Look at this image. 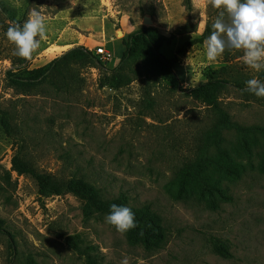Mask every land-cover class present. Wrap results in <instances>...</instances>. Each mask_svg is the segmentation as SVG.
Instances as JSON below:
<instances>
[{"label":"rangeland","instance_id":"374dc122","mask_svg":"<svg viewBox=\"0 0 264 264\" xmlns=\"http://www.w3.org/2000/svg\"><path fill=\"white\" fill-rule=\"evenodd\" d=\"M0 4L6 10L0 11V264H120L124 257L129 264H264V98L233 86L223 91L219 106L229 125L221 129L218 110L171 92L142 63L125 72L135 77L140 69L143 78L118 90L100 87L119 66L122 39L144 26L171 38L161 51L177 60L185 90L219 76L264 81V71L244 65L242 50L206 58L204 41L222 9L210 0ZM33 11L44 18L46 39L23 59L4 34ZM82 20L95 26L82 29ZM91 37L100 42L84 45ZM78 47L94 59H68L64 75L28 81ZM100 47L110 60L99 58ZM8 72L24 81L16 86ZM19 151L43 174L82 177L107 197L126 194L132 206L150 204L162 217L163 235L156 229L157 240L135 241L107 224V214H89L74 194H42L34 178L13 169ZM181 179L194 182L189 201L177 199ZM215 240L232 256L217 254Z\"/></svg>","mask_w":264,"mask_h":264},{"label":"trees","instance_id":"16d2710c","mask_svg":"<svg viewBox=\"0 0 264 264\" xmlns=\"http://www.w3.org/2000/svg\"><path fill=\"white\" fill-rule=\"evenodd\" d=\"M0 11L3 13L4 11L6 12L5 8L1 7V4ZM170 42L171 38L163 35L151 26H144L124 37L122 39L124 50L120 56L119 66L115 70H110L111 74L103 78L100 87H109L118 90L130 85L135 79L143 78L144 72L140 69L132 71L135 77L125 72L131 63H142L145 66L144 68L150 69L156 76L160 77L171 92L197 99L201 103L213 107L214 110H218L220 112L218 114V125L221 129L228 127L229 116L227 114L225 115L220 109L219 97L223 91L232 86L248 92L246 90V84L240 83L237 80L232 82L228 78L219 76L211 78L207 82L188 90L183 89L181 81L174 70V65L177 60L175 58H167L161 51ZM74 58L78 60L84 58L94 59V56L90 51L82 47L71 49L63 56L50 62L47 66L36 70L32 78H29L28 81H49L56 74L64 75L62 69L65 66L64 61ZM97 61L102 64L100 60L97 59ZM7 76L16 86H19L24 81L23 78L12 72H8ZM261 77L264 78V72L261 74ZM147 104L150 108H153L155 101L149 99L147 100ZM211 135L212 133L208 134L209 137ZM23 157L20 151L15 154L13 158V169L19 175H29L34 178L42 194L50 193L61 195L65 192L72 193L86 202V210L89 214L94 212L108 214L110 205L112 204L127 206L134 212L137 223L136 228L127 231L130 239L135 241L141 239L144 242H149L151 239L157 240L158 234L156 229L159 235H163L161 233L163 232L162 217L150 204L142 207L132 206L126 194L107 197L100 187L82 177L60 179L53 175L43 174L37 170L35 164L25 160ZM180 186L181 188L177 194V199L181 201H189L192 199L195 187L194 182L188 179H181ZM4 224L5 222L0 219V232H5ZM215 245L216 253L220 256L225 258L232 256L229 250L220 244L219 241L215 240ZM12 249L15 252V246H12ZM90 264H96V262L90 259Z\"/></svg>","mask_w":264,"mask_h":264},{"label":"clouds","instance_id":"9594fccd","mask_svg":"<svg viewBox=\"0 0 264 264\" xmlns=\"http://www.w3.org/2000/svg\"><path fill=\"white\" fill-rule=\"evenodd\" d=\"M212 7L222 9L211 25V34L204 41L205 55L215 61L226 49L242 50L244 65L256 72L264 71V0H210ZM227 14V21H225ZM6 39L15 46L14 55L29 59L46 39L43 16L33 11L23 24L9 26ZM246 90L257 98H264V81L252 78ZM105 222L118 233L137 227L134 212L127 206L112 204ZM120 264H129L124 257Z\"/></svg>","mask_w":264,"mask_h":264},{"label":"crops","instance_id":"0c3cea01","mask_svg":"<svg viewBox=\"0 0 264 264\" xmlns=\"http://www.w3.org/2000/svg\"><path fill=\"white\" fill-rule=\"evenodd\" d=\"M94 25V21H90V20H82L81 21V27L82 29H90L91 27L93 28ZM86 43H84V45H96L100 42V40L98 39H94V38H86Z\"/></svg>","mask_w":264,"mask_h":264},{"label":"built area","instance_id":"2783aa9c","mask_svg":"<svg viewBox=\"0 0 264 264\" xmlns=\"http://www.w3.org/2000/svg\"><path fill=\"white\" fill-rule=\"evenodd\" d=\"M96 54L102 61H108L111 58L110 53L104 47L97 48Z\"/></svg>","mask_w":264,"mask_h":264}]
</instances>
